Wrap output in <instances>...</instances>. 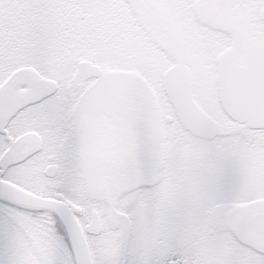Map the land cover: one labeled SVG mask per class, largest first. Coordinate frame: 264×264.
Returning <instances> with one entry per match:
<instances>
[{
    "label": "snow or ice",
    "instance_id": "1",
    "mask_svg": "<svg viewBox=\"0 0 264 264\" xmlns=\"http://www.w3.org/2000/svg\"><path fill=\"white\" fill-rule=\"evenodd\" d=\"M0 264H264V0H0Z\"/></svg>",
    "mask_w": 264,
    "mask_h": 264
}]
</instances>
